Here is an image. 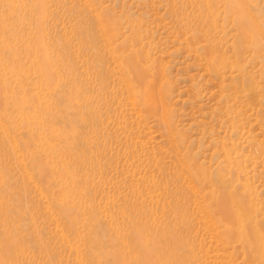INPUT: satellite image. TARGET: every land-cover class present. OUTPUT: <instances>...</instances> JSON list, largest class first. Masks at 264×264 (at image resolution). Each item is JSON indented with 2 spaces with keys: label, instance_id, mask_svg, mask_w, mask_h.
<instances>
[{
  "label": "rangeland",
  "instance_id": "1",
  "mask_svg": "<svg viewBox=\"0 0 264 264\" xmlns=\"http://www.w3.org/2000/svg\"><path fill=\"white\" fill-rule=\"evenodd\" d=\"M218 199L264 264V0H0V264H251Z\"/></svg>",
  "mask_w": 264,
  "mask_h": 264
},
{
  "label": "bare ground",
  "instance_id": "2",
  "mask_svg": "<svg viewBox=\"0 0 264 264\" xmlns=\"http://www.w3.org/2000/svg\"><path fill=\"white\" fill-rule=\"evenodd\" d=\"M133 91H134V89H133ZM135 93H137V99L139 101L142 102L145 99L146 94L144 91H142V92L140 91L139 93L135 92ZM217 204H218L219 210H218V212H216V220H217V222H219V224L223 228V230L226 229V230L230 231L234 237H238L240 243L242 245H244L243 247L245 248L244 250H246L245 252H247V255L250 256L249 258H251L250 259L251 264L254 263L257 259L260 260L258 248H259V245H261L262 243L259 244V238L256 235V233L255 232L253 233L250 229H249L250 231L246 230L245 232H242L240 229L241 223H242L241 217H240L241 214L239 215V213L236 212V209L235 210L230 209L224 200L221 201L218 199ZM218 213H219V215H218ZM225 213H230V214H229V216H227ZM243 220H245V219H243ZM259 237H260V235H259ZM240 247H242V246H240ZM262 251H264V250H262ZM262 258H263V256H262Z\"/></svg>",
  "mask_w": 264,
  "mask_h": 264
}]
</instances>
